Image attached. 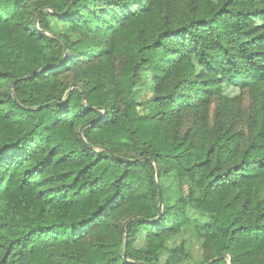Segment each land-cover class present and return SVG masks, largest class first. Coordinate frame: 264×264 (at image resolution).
<instances>
[{
	"label": "trees",
	"instance_id": "1",
	"mask_svg": "<svg viewBox=\"0 0 264 264\" xmlns=\"http://www.w3.org/2000/svg\"><path fill=\"white\" fill-rule=\"evenodd\" d=\"M185 231L264 264V0H0V264H188Z\"/></svg>",
	"mask_w": 264,
	"mask_h": 264
},
{
	"label": "rangeland",
	"instance_id": "2",
	"mask_svg": "<svg viewBox=\"0 0 264 264\" xmlns=\"http://www.w3.org/2000/svg\"><path fill=\"white\" fill-rule=\"evenodd\" d=\"M50 27L51 30L54 32L59 31L60 26L57 23H53L52 20H50ZM226 93H230L232 95L236 94L234 91L231 89H227ZM151 95V85L149 80H146V82L140 84L135 92H134V97L136 101L138 102H144L149 96ZM139 113L147 112L146 106H139L138 108ZM180 239H184L185 242V248L186 250L188 249L189 253L191 254V257L187 260L188 264H197L201 257V248H200V242L199 240L196 239V237L190 233L189 231H185L180 235ZM179 237H174L169 243L168 246H173L174 244H177L179 242ZM166 257V254H163L161 257V260L163 261L164 258Z\"/></svg>",
	"mask_w": 264,
	"mask_h": 264
},
{
	"label": "water",
	"instance_id": "3",
	"mask_svg": "<svg viewBox=\"0 0 264 264\" xmlns=\"http://www.w3.org/2000/svg\"><path fill=\"white\" fill-rule=\"evenodd\" d=\"M161 206H162V202H161V198L159 197V205H158V210H161ZM123 259L127 260V256L126 253H123ZM208 264V263H206Z\"/></svg>",
	"mask_w": 264,
	"mask_h": 264
}]
</instances>
